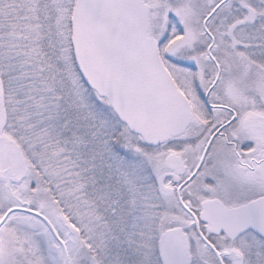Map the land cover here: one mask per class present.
<instances>
[{
	"label": "snow or ice",
	"instance_id": "6c2138e0",
	"mask_svg": "<svg viewBox=\"0 0 264 264\" xmlns=\"http://www.w3.org/2000/svg\"><path fill=\"white\" fill-rule=\"evenodd\" d=\"M0 264H264V0H0Z\"/></svg>",
	"mask_w": 264,
	"mask_h": 264
}]
</instances>
